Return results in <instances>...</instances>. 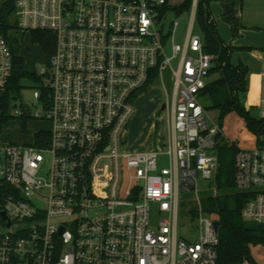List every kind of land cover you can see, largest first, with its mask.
I'll return each mask as SVG.
<instances>
[{
	"label": "built area",
	"instance_id": "2783aa9c",
	"mask_svg": "<svg viewBox=\"0 0 264 264\" xmlns=\"http://www.w3.org/2000/svg\"><path fill=\"white\" fill-rule=\"evenodd\" d=\"M9 1L18 29L51 32L56 48L34 73L36 105L15 100L17 116L41 119L44 111L50 131L36 132L31 144H0V264H218L220 228L204 216L200 196L201 180L218 195L222 128L201 102L217 57L193 32L198 0L183 43L179 22L164 12L167 0ZM15 56L0 31L3 96ZM152 76L169 110V167L161 170L159 150L124 148L133 100ZM260 78L264 120V69ZM236 150L235 186L252 195L243 219L264 224V134ZM189 193L195 210L182 198ZM197 215L195 233L181 235L180 219Z\"/></svg>",
	"mask_w": 264,
	"mask_h": 264
},
{
	"label": "rangeland",
	"instance_id": "374dc122",
	"mask_svg": "<svg viewBox=\"0 0 264 264\" xmlns=\"http://www.w3.org/2000/svg\"><path fill=\"white\" fill-rule=\"evenodd\" d=\"M9 0H0V12H2L4 5ZM169 5L179 7L185 0H168ZM219 7L214 9V21L218 26V31L221 39L226 44L233 42V35L229 25L220 20ZM4 22L7 23L12 30L9 32V38L15 52L24 59L26 70L30 73H39L46 69V55L38 44L32 41L30 33H24L18 29V20L13 12H6L3 14ZM169 20L179 22L177 39L178 43H183L184 35L187 26L190 23L189 14L185 13L177 15L175 11L169 14ZM170 22V21H169ZM168 22V28H169ZM167 29V28H166ZM193 32L202 36L201 29L198 22L195 20L193 25ZM236 37L235 39H237ZM233 48L236 46L251 48L252 50H233L231 63L234 66L243 64L248 69L247 82L248 91L241 97L246 104L249 103L250 113L254 118H258L257 97L260 91V74L264 69V56L259 58L253 55L254 50L262 52L264 55V45H230ZM169 53V49H168ZM170 54V53H169ZM177 60L173 63L177 66ZM166 87L168 89V99L171 101L173 94V73L168 70L164 74ZM216 76L210 77L208 81H212ZM23 89L19 92L11 93V109L9 115L11 119L3 126L0 134V144H31L33 136L39 131H50L51 124L45 119V112L41 110V106L34 108V114L41 110V119L34 117H20L16 115V110L19 108L15 106V100L22 104L36 105L33 97V91L38 89L39 84L32 79H27L23 82ZM3 96V91L0 90V98ZM202 104L208 108L207 112L212 121L222 119L221 128L222 133L218 138L219 145L224 148L231 147H253L257 142V136L251 132L243 117L236 111L229 112L222 115V112L213 108V100L211 96L206 95L201 97ZM168 104L165 91L161 87L160 81H156L152 87L147 89L142 95L133 100L135 113L128 123L125 134L124 148L128 152H148L151 150H159L161 155L158 160V169L169 167L168 156L164 155L166 151L165 143L168 137V122L169 110L166 108L162 110L163 105ZM170 106V103H169ZM210 122V121H208ZM213 184L211 181H200L202 206L205 210L206 199L211 194ZM182 198L187 201L188 207L194 209L192 198L193 194H183ZM204 216L208 217V213L204 211ZM198 215L193 218L180 219L179 233L181 235L194 234L197 229ZM252 261L254 264H264V246H258L252 249Z\"/></svg>",
	"mask_w": 264,
	"mask_h": 264
},
{
	"label": "trees",
	"instance_id": "16d2710c",
	"mask_svg": "<svg viewBox=\"0 0 264 264\" xmlns=\"http://www.w3.org/2000/svg\"><path fill=\"white\" fill-rule=\"evenodd\" d=\"M214 2L222 4V18L231 27L234 38L238 37L244 28L236 8V0H198L196 21L201 29L205 50L217 57L216 65L210 74V77L216 76V78L208 82L201 95L211 96L213 108L219 109L222 115L234 111L238 112L243 117L248 129L258 138L264 134V120L254 118L241 99V96L248 91V69L243 64L234 66L231 63L234 49H252L246 47L233 48L224 44L219 35L218 26L212 17L211 5ZM192 6L193 0H185L181 6L174 8L166 4L164 12L173 10L177 15H182L190 13ZM12 8V2L8 1L0 12V31L6 37L13 28L4 22L3 14L5 11L13 12ZM30 34L32 41L38 44L45 53L47 61L55 52V37L48 31H33ZM27 79L39 81L34 73L26 70L24 59L15 56L12 80L4 96L0 98V134L3 126L11 119L9 115L11 93H19L23 88V82ZM153 82L154 76L142 92L149 89ZM217 121L221 125L222 119L218 118ZM236 151V147L218 146L219 170L215 176L218 195L210 194L206 199L205 211L220 222L218 264H240L245 259L252 260V249L264 246V224L246 221L242 216L243 209L252 195L237 190L235 186L234 162Z\"/></svg>",
	"mask_w": 264,
	"mask_h": 264
},
{
	"label": "crops",
	"instance_id": "0c3cea01",
	"mask_svg": "<svg viewBox=\"0 0 264 264\" xmlns=\"http://www.w3.org/2000/svg\"><path fill=\"white\" fill-rule=\"evenodd\" d=\"M167 5H169L168 0ZM217 7L220 8L218 9L219 18L220 20L224 21L222 18L223 7L220 2L212 3V17H214V9ZM236 8L239 12L241 24L244 28L240 31V35L237 39H235L233 36V42L229 44V46L264 45V0H236ZM224 44L228 45L225 42ZM236 47L240 48V46ZM253 55L259 58H263L264 56L262 55V52H259L258 50H254Z\"/></svg>",
	"mask_w": 264,
	"mask_h": 264
},
{
	"label": "water",
	"instance_id": "95a60500",
	"mask_svg": "<svg viewBox=\"0 0 264 264\" xmlns=\"http://www.w3.org/2000/svg\"><path fill=\"white\" fill-rule=\"evenodd\" d=\"M246 108H247V110H250V106L248 104H246ZM165 109H166V105H163L162 110H165ZM219 228H220V222L216 221L215 222V229L219 230Z\"/></svg>",
	"mask_w": 264,
	"mask_h": 264
}]
</instances>
